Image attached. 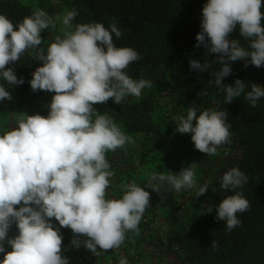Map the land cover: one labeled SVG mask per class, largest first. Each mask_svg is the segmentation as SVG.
<instances>
[{
  "label": "clouds",
  "instance_id": "clouds-1",
  "mask_svg": "<svg viewBox=\"0 0 264 264\" xmlns=\"http://www.w3.org/2000/svg\"><path fill=\"white\" fill-rule=\"evenodd\" d=\"M262 6V0H207L202 7L195 46L203 45L207 52L217 54L220 68L211 72L212 80L224 91L227 103L244 93L255 107L264 97V87L259 84L251 83L245 93L248 85L238 78L233 84L223 83L232 72L229 62L243 60L245 67L249 63L264 66ZM77 15L73 9L60 18L63 36H57L45 51L40 47V33L55 27L45 11L36 8L15 25L0 14V77L10 86L22 85L24 79L16 76L12 65L31 50L33 58L42 61L31 73V90L54 93L47 116L24 113L18 126L0 135V253H4L0 264H69L62 255V235L52 223L53 217L61 228L71 229L73 247L83 245L93 254H98V249H117L127 232L138 231L149 206L150 193L135 182L125 185L121 199L106 198L113 173L105 154L131 138L93 105L109 99L121 104L129 95L139 97L143 89L152 86L151 81L134 80L126 74L125 69L141 57L131 47L114 44L113 36H122L115 21L107 28L99 22L73 25ZM237 25L247 48L240 40L229 39ZM188 64L197 72L212 67L191 58ZM11 99L10 92L0 85V101ZM227 115L212 108L197 113L189 107L186 116L177 118L176 131L191 134L196 150L214 155L219 146L231 142ZM150 179L177 192L197 187L193 168H181L178 175L153 174ZM246 183L247 176L237 167L226 171L220 180L225 191ZM148 187L160 192L158 185L150 183ZM207 189V185L200 186L197 196ZM17 205L20 207H14ZM249 209L250 202L236 191L218 204L215 218L231 231L241 223L237 213ZM13 223L18 233L9 237ZM5 243L10 251H5ZM212 247H216L214 241ZM119 264H128L127 259L122 257Z\"/></svg>",
  "mask_w": 264,
  "mask_h": 264
},
{
  "label": "trees",
  "instance_id": "trees-1",
  "mask_svg": "<svg viewBox=\"0 0 264 264\" xmlns=\"http://www.w3.org/2000/svg\"><path fill=\"white\" fill-rule=\"evenodd\" d=\"M61 2L65 4L66 12L73 9L77 11L73 25L99 22L107 28L111 22L117 23L122 36L119 39L113 36L114 44L118 47H131L141 57L125 69L131 78L147 79L146 73L150 70H162L169 88L162 89L159 97L147 92L141 93L139 97L129 95L121 104L109 99L106 103L93 105L98 113L111 117L121 131L131 138V155H135L145 167H156L166 174L177 173L160 140L167 132H171V138L181 142L192 141L191 134L176 131L177 118L186 116V106L203 107L213 102L215 110L228 113L226 119L230 124L231 142L219 146L217 150L223 149L236 156L234 161L220 168L215 176L204 181L203 185H207L208 189L202 200L205 205L208 204V209L198 212L185 210L191 201V195L189 200L183 202L172 201L173 198L169 200L170 208L166 217L168 229L163 241L176 260L174 264H264V97L257 101L255 107L245 99L244 93L227 103L224 91L217 88L213 82L211 72L220 68L216 62L217 54L207 52L203 45L195 46L196 34L201 30V10L207 0ZM34 10L32 4L23 0H0V14L6 15L14 25L23 17L31 15ZM261 12H264V6ZM261 24L264 26V19ZM53 34L58 35V31L53 29ZM40 35L42 41H45L47 35L44 30ZM229 39H238L242 46L248 47V42L239 35L238 25L229 34ZM190 58L198 59L201 63L208 62L212 67L202 72L191 70L188 64ZM229 64L232 72L223 78L224 84H233L238 78L248 85L245 93L250 91L251 83L264 87V66L257 68L249 63L245 67L243 60ZM41 65L42 61L34 59L29 50L12 65L16 76L24 79L22 85L10 86L0 77V85L9 92L13 89L18 96L15 104L19 110H16L18 117L22 116V111L28 115H48L46 101L51 100L54 93L44 90L33 92L29 84L31 73ZM166 89H169L167 96H163ZM11 101L12 99L3 100L2 103L8 105ZM170 108L174 109L175 113L165 114L171 121L166 126V119L161 114ZM2 127V131L4 128L8 130L7 125ZM131 155L129 154V157ZM117 163L109 162L110 167L114 166V169H118ZM233 167L245 173L247 183L242 188L225 191L220 186V180L222 175ZM153 183L155 185L158 182L154 180ZM236 191L241 192L250 202V209L237 213L241 223L228 231L224 222L215 218L216 209L226 196ZM143 215L140 222L143 227L159 228L153 214L151 216L144 212ZM17 233L16 227L15 234ZM213 241L215 248L212 247ZM3 257L4 253H0V260ZM129 257L133 264H136L135 257L144 261L139 253ZM101 264H112V261Z\"/></svg>",
  "mask_w": 264,
  "mask_h": 264
},
{
  "label": "crops",
  "instance_id": "crops-1",
  "mask_svg": "<svg viewBox=\"0 0 264 264\" xmlns=\"http://www.w3.org/2000/svg\"><path fill=\"white\" fill-rule=\"evenodd\" d=\"M10 110L11 104L4 105L2 102H0V122L4 125H7L8 129L11 130L13 127L18 126L17 122L21 117H18L17 115L14 116L12 112L10 113ZM20 114L23 115L24 112L22 111ZM2 124H0V135H3L5 131L1 130V126H3L2 128H4V125ZM170 141L171 140H167L165 142V151L167 152L169 158H171L172 150H178L180 147L175 143L171 144ZM130 145L131 142L129 140L123 147L117 148L114 151L106 152L105 155L108 163L110 161H117L118 163H116L120 166L121 170H119V172L121 173H125L127 170H132V168L142 166V172L145 174H150L151 176L153 174H166V172H163L156 167H145L144 165H142L135 155H131V151L129 149ZM129 154L131 155L130 157ZM109 170L113 173V175L109 178L110 185L107 189L106 198L121 199L123 194L126 192L125 185H127L129 182H125L124 184H121L122 181L119 182L120 176L117 174L118 171H116L117 169H114V166L110 167ZM143 173H139L138 176L142 177ZM138 180H136V182H138ZM140 181H142L143 183L148 182L143 181L142 179ZM156 182L158 183L155 185H158L160 187V192L158 194H154L157 193L155 191H153L152 193L151 188H145L144 185L141 186L150 193L149 206L145 209L144 212L149 213L151 216L152 214L154 215L153 218L157 220V226H159V228L156 227L155 229H150L143 227L140 221L138 224V231L127 232L125 235V240L123 242L124 245H121L117 249H111L108 251L98 249V254H93L83 245H81L79 248H75L70 244V241L73 238L71 229L66 227L61 228L58 221H56L53 217L52 223L55 227L59 228L62 235V247L64 248H62V255L65 253V256L69 260V264H101L110 261H112V264H119L122 257L127 259L128 264H133L134 262L132 263V261H130L131 259H129V256H134L136 253H139L143 256V264L176 263L174 256L170 254L163 241L165 232L168 229L166 217L170 208L169 200L173 198L172 201L180 202L181 200L180 198H178V196L184 198L187 196V194H183V196V192H180L177 196V194L174 193V189L170 188V191L166 183H162L159 181ZM189 190L192 189H186L185 191L188 193ZM170 195L172 196V198L169 197ZM14 207L18 208L20 207V205ZM197 207V205H194V208ZM15 229L16 225L13 223L8 232L9 237H13L16 235ZM81 239H84V237H81ZM5 248L7 249V251L11 250L10 245H8L7 243H5Z\"/></svg>",
  "mask_w": 264,
  "mask_h": 264
},
{
  "label": "rangeland",
  "instance_id": "rangeland-1",
  "mask_svg": "<svg viewBox=\"0 0 264 264\" xmlns=\"http://www.w3.org/2000/svg\"><path fill=\"white\" fill-rule=\"evenodd\" d=\"M23 1L27 4H32L34 6V9L41 8L49 16L51 14V17L55 21V27L50 26L48 29L44 30L47 37H46V40L42 42V44H43L42 47L47 49L48 44L53 42L57 36H61V37L63 36V32L61 30L64 28V26H63L60 18L66 13L65 4L62 3L61 0H36V1L35 0H23ZM53 29L58 31V35L53 34ZM146 76H147V79L149 81H151L152 86L150 88L146 87L145 89H143L142 93L151 92L152 94H154V96L159 97V92L162 89L169 88L168 82L163 77L162 70H160V69L150 70L149 72L146 73ZM168 90L169 89H166V92L163 91L164 93L162 95L167 96ZM10 94L12 96L10 113L12 112L13 115L16 116L17 111L19 112V110L16 109L17 107L15 105L17 100H18V96L15 94L13 89L10 90ZM164 98H166V97H164ZM166 100H167V98H166ZM50 101L51 100L46 101L47 106L49 105ZM1 102H3V101H1ZM160 102H163V101L160 100ZM189 107H192V106H186V109L184 110L186 113H187V110ZM194 108H196L197 113H199L201 110H203L205 108L214 109L215 104L212 102V103H209L203 107H194ZM162 112H163V114H161V115H163L164 118L166 119V126H168L171 121L168 119L169 118L168 116L167 117L165 116V114H167V112L169 114L170 113L174 114L175 113L174 109L170 108L169 110H164ZM24 113H25V111H24ZM4 130H5L4 131V133H5L6 131H9L10 129L7 130V128H5ZM170 134H172V133L167 132L164 135V137L162 138V140H160L163 142V144H162L163 148L165 149V142L167 140H171L170 141L171 144L175 143L176 145L180 146L178 150H172L171 158H169V159H170L171 163L173 164V166L176 168L177 173L180 171L181 168H193L194 172H195V180H196V186H197L196 188L189 190L188 193L185 191L186 189H181L179 192L174 190V193H176L177 196H178V193H180V192H183L182 195L187 194V196L184 198L183 197L181 198L178 196V198H180V200L182 202H183V200H186V199L189 200L188 197L191 195L190 196L191 201L188 202V204L185 207V210H188L189 212L205 211L208 209V204L205 205L203 200H202V196H204V194L197 196V189L203 185V183L206 179L215 176L220 168H222L225 165H227L228 163L234 161L236 154L228 153L226 150L219 149V150H217L216 154H214V155H206V154L196 150L194 148L192 141L181 142V141H178L174 137L171 138ZM119 169H120V166L118 165L117 170H118V175L120 176L119 182L122 181L121 184H124L125 182H127V183L128 182L129 183L135 182L138 186L142 187L145 183L140 181L141 179L143 181H148L147 183H149V184H150V182H151V184H154L153 183L154 180L150 179L151 175L145 174L142 172L143 171L142 166L132 168V170H127L125 173L119 172ZM139 173H143L142 174L143 176L139 177L138 176ZM177 173H173V174L178 175ZM136 180H138V182H136ZM167 187L171 191L170 187L169 186H167ZM152 193H153V190H152ZM154 194H158V193H154ZM169 197L172 198L171 195ZM193 204L197 205L198 207L194 208ZM121 245H124V243H122ZM62 246H63V244H62ZM63 255L65 256V253Z\"/></svg>",
  "mask_w": 264,
  "mask_h": 264
},
{
  "label": "built area",
  "instance_id": "built-area-1",
  "mask_svg": "<svg viewBox=\"0 0 264 264\" xmlns=\"http://www.w3.org/2000/svg\"><path fill=\"white\" fill-rule=\"evenodd\" d=\"M144 186L148 187V184H145ZM5 251H6V248H5ZM135 258H136V264H143V261L141 259H138L137 257Z\"/></svg>",
  "mask_w": 264,
  "mask_h": 264
}]
</instances>
